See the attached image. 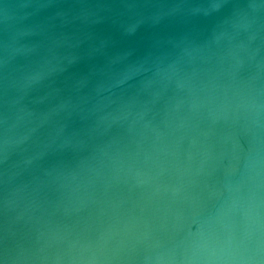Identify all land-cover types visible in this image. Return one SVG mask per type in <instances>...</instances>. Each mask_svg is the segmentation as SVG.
<instances>
[{
  "label": "water",
  "instance_id": "obj_1",
  "mask_svg": "<svg viewBox=\"0 0 264 264\" xmlns=\"http://www.w3.org/2000/svg\"><path fill=\"white\" fill-rule=\"evenodd\" d=\"M0 264H264V0H0Z\"/></svg>",
  "mask_w": 264,
  "mask_h": 264
}]
</instances>
